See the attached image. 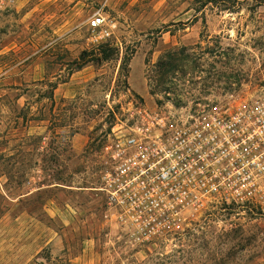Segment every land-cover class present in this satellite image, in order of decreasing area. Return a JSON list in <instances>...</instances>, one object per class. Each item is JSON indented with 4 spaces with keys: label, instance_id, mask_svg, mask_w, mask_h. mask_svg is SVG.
<instances>
[{
    "label": "rangeland",
    "instance_id": "1",
    "mask_svg": "<svg viewBox=\"0 0 264 264\" xmlns=\"http://www.w3.org/2000/svg\"><path fill=\"white\" fill-rule=\"evenodd\" d=\"M207 3L25 0L0 15V264H264L262 209H116L99 190L131 100L179 115L264 94V0ZM102 45L111 61L76 68Z\"/></svg>",
    "mask_w": 264,
    "mask_h": 264
},
{
    "label": "built area",
    "instance_id": "2",
    "mask_svg": "<svg viewBox=\"0 0 264 264\" xmlns=\"http://www.w3.org/2000/svg\"><path fill=\"white\" fill-rule=\"evenodd\" d=\"M25 0H0V15ZM95 44L112 35L101 12L89 20ZM104 148L102 186L109 206L125 210H264V94L230 95L191 114L122 107Z\"/></svg>",
    "mask_w": 264,
    "mask_h": 264
},
{
    "label": "trees",
    "instance_id": "3",
    "mask_svg": "<svg viewBox=\"0 0 264 264\" xmlns=\"http://www.w3.org/2000/svg\"><path fill=\"white\" fill-rule=\"evenodd\" d=\"M219 2L220 0H208L207 4L217 5L219 4ZM113 52L114 50L111 49L109 45H102L98 48L97 51L93 52L85 51L81 54L78 62H76V68L78 70H81L89 64H94L97 66L103 65L104 63H107L113 59ZM126 63L125 65H127ZM172 68L173 66L171 65V69ZM169 72L170 70L168 71V73Z\"/></svg>",
    "mask_w": 264,
    "mask_h": 264
}]
</instances>
